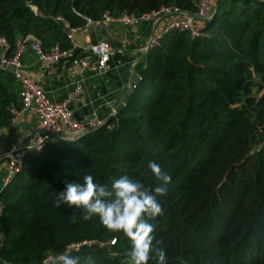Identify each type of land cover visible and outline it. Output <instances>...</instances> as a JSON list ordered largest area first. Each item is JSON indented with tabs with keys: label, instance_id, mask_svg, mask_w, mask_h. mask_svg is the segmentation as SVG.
I'll use <instances>...</instances> for the list:
<instances>
[{
	"label": "trees",
	"instance_id": "1",
	"mask_svg": "<svg viewBox=\"0 0 264 264\" xmlns=\"http://www.w3.org/2000/svg\"><path fill=\"white\" fill-rule=\"evenodd\" d=\"M167 6L193 13L197 0H0V38L7 56L25 40L44 52L69 50L64 23L139 18ZM200 33H166L106 124L25 150L22 169L0 192V264H43L65 251L82 264L87 256L125 264L130 242L122 233L53 201L65 181L84 175L109 186L128 175L151 190L158 181L150 161L172 178L160 198L164 215L150 221L167 264H264V0H216ZM20 107L18 83L0 68V130Z\"/></svg>",
	"mask_w": 264,
	"mask_h": 264
},
{
	"label": "crops",
	"instance_id": "2",
	"mask_svg": "<svg viewBox=\"0 0 264 264\" xmlns=\"http://www.w3.org/2000/svg\"><path fill=\"white\" fill-rule=\"evenodd\" d=\"M166 25L165 21L158 27L146 22L129 26L120 23L87 25L73 34L75 46L67 57L56 62H41L26 49L21 56L22 69L52 102H61L73 94L68 106L76 121L103 124L124 105L130 92L131 75L135 73L141 77L145 68L149 38L160 33ZM99 42L111 47L104 72L73 67V59L88 56L85 49ZM2 54L6 55V51L0 48V56ZM35 121L34 112H27L9 128L0 130V192L6 178L4 153L17 145L24 150Z\"/></svg>",
	"mask_w": 264,
	"mask_h": 264
},
{
	"label": "built area",
	"instance_id": "3",
	"mask_svg": "<svg viewBox=\"0 0 264 264\" xmlns=\"http://www.w3.org/2000/svg\"><path fill=\"white\" fill-rule=\"evenodd\" d=\"M214 1L216 2V0H197V8L193 13L177 7L167 6L161 7L150 14L142 15L139 18H133L128 15H122L116 18L103 14L101 19L94 21L85 17L84 26L94 25L95 23L102 25L120 23L129 26L139 22H146L152 27H158L165 21L167 23L166 27L160 33L149 38L146 47L148 52L159 47L160 40L169 31L188 32L191 38L199 37L204 21L210 19L212 16ZM75 14L80 16L77 12ZM64 25L67 29L66 34L71 48H73L75 46L73 34L81 30L84 26L70 28L67 23H64ZM26 41L28 40L17 42L13 55L7 56L2 54L0 56V68L8 70L19 86L21 107L18 111L13 112L14 118L12 124L17 121L21 114L33 111L36 116L35 124L32 126L26 139L27 144L24 150L20 145H17L4 153L6 161L4 186L10 183L14 176L22 169L26 149L39 151L47 143L74 141L102 125L99 121L86 124L76 121L68 106L73 94H70L66 100L61 102H52L22 69L21 56L26 49L30 50L41 62H56L67 57L71 48L69 50H61L58 46H54L50 51L44 52L37 41L32 40L28 44H25ZM0 48L2 51L8 49V43L3 38H0ZM85 52L88 56L76 58L71 61L73 67L91 70L97 73H102L106 70L111 52V47L108 43L99 42L90 45L85 49ZM114 114L115 111L112 113V116ZM1 211L2 206L0 202V214ZM78 247L79 245L72 246L71 249L75 248L77 250ZM55 258L58 257L47 255L43 264H52Z\"/></svg>",
	"mask_w": 264,
	"mask_h": 264
},
{
	"label": "clouds",
	"instance_id": "4",
	"mask_svg": "<svg viewBox=\"0 0 264 264\" xmlns=\"http://www.w3.org/2000/svg\"><path fill=\"white\" fill-rule=\"evenodd\" d=\"M154 179L158 181L151 190L139 180L128 175L113 178L109 185L94 181L84 175L82 182L65 181V189L56 194V208L66 205L83 213L84 221L98 217L99 224L109 233H122L130 242L125 250V264H167L163 241L153 235L155 226L150 221L164 215L160 198L168 193L171 176L155 161L148 163ZM56 264H82L81 257L65 251L59 254ZM83 264H96L94 257L83 258Z\"/></svg>",
	"mask_w": 264,
	"mask_h": 264
},
{
	"label": "water",
	"instance_id": "5",
	"mask_svg": "<svg viewBox=\"0 0 264 264\" xmlns=\"http://www.w3.org/2000/svg\"><path fill=\"white\" fill-rule=\"evenodd\" d=\"M140 80H141V77H139V76L136 75L135 73H133V74L131 75V83H130V85H129V89H130V91H132V90L135 88L136 84H137ZM109 118H110V117H109ZM108 120H109V119H107L105 122L107 123Z\"/></svg>",
	"mask_w": 264,
	"mask_h": 264
},
{
	"label": "rangeland",
	"instance_id": "6",
	"mask_svg": "<svg viewBox=\"0 0 264 264\" xmlns=\"http://www.w3.org/2000/svg\"><path fill=\"white\" fill-rule=\"evenodd\" d=\"M215 4H216V2L214 1V7H215ZM212 14H213V13H212ZM116 112H117V110H115V114H116ZM115 114H114V115H115ZM114 115H113V116H114ZM111 117H112V116H111ZM104 124H106V122H104L102 125H104ZM102 125H101V126H102ZM101 126H100V127H101ZM98 128H99V127H98ZM98 128H96V129H98ZM96 129H94V130H96ZM92 131H93V130H92ZM90 132H91V131H90ZM83 136H84V135H83ZM80 138H81V137H80ZM78 139H79V138H78ZM75 140H77V139H75Z\"/></svg>",
	"mask_w": 264,
	"mask_h": 264
}]
</instances>
